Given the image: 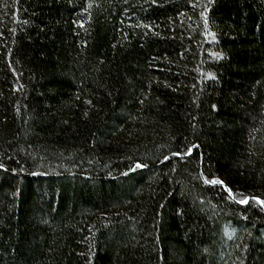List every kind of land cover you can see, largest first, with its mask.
<instances>
[{"label": "trees", "instance_id": "obj_1", "mask_svg": "<svg viewBox=\"0 0 264 264\" xmlns=\"http://www.w3.org/2000/svg\"><path fill=\"white\" fill-rule=\"evenodd\" d=\"M253 197L264 0H0V264H264Z\"/></svg>", "mask_w": 264, "mask_h": 264}, {"label": "snow or ice", "instance_id": "obj_2", "mask_svg": "<svg viewBox=\"0 0 264 264\" xmlns=\"http://www.w3.org/2000/svg\"><path fill=\"white\" fill-rule=\"evenodd\" d=\"M193 147H197V146H193ZM190 152H191V149H188V153H186V154H190ZM175 155H181V153L177 152V153H175ZM137 167L138 168L143 167V165L138 164ZM205 182L211 183V184H220V185H223V183H224L223 181L218 180V179L206 180ZM226 190L228 191L229 195L232 196L233 199H235V194L232 193L231 189L226 188ZM252 199L255 200L257 203H259L260 205L264 206V200H259L258 198H255V197H253ZM248 200H249L248 197H243L242 199L238 200L237 202L241 203V204H247Z\"/></svg>", "mask_w": 264, "mask_h": 264}]
</instances>
